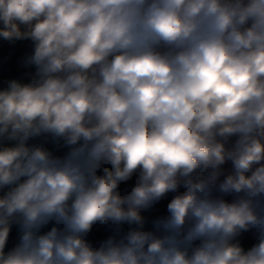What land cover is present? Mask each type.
Instances as JSON below:
<instances>
[{
  "label": "clouds",
  "instance_id": "clouds-1",
  "mask_svg": "<svg viewBox=\"0 0 264 264\" xmlns=\"http://www.w3.org/2000/svg\"><path fill=\"white\" fill-rule=\"evenodd\" d=\"M0 264H264V0H0Z\"/></svg>",
  "mask_w": 264,
  "mask_h": 264
}]
</instances>
